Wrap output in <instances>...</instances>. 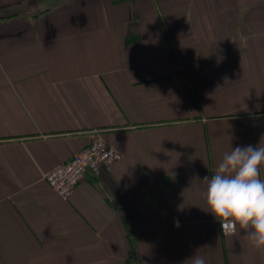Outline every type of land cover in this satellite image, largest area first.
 Listing matches in <instances>:
<instances>
[{
    "label": "crops",
    "instance_id": "obj_1",
    "mask_svg": "<svg viewBox=\"0 0 264 264\" xmlns=\"http://www.w3.org/2000/svg\"><path fill=\"white\" fill-rule=\"evenodd\" d=\"M96 137L120 157L61 198ZM262 137L264 0H0V264H264L202 197Z\"/></svg>",
    "mask_w": 264,
    "mask_h": 264
},
{
    "label": "clouds",
    "instance_id": "obj_2",
    "mask_svg": "<svg viewBox=\"0 0 264 264\" xmlns=\"http://www.w3.org/2000/svg\"><path fill=\"white\" fill-rule=\"evenodd\" d=\"M264 137L256 145L237 146L225 152L210 177L202 197L226 237L240 236L251 250L264 254ZM242 234V235H241ZM190 264H206L193 255Z\"/></svg>",
    "mask_w": 264,
    "mask_h": 264
},
{
    "label": "built area",
    "instance_id": "obj_3",
    "mask_svg": "<svg viewBox=\"0 0 264 264\" xmlns=\"http://www.w3.org/2000/svg\"><path fill=\"white\" fill-rule=\"evenodd\" d=\"M120 157V152L105 140L96 137L80 148L67 161L45 173L48 186L66 199L86 170L96 172L100 166H110ZM220 231L223 235L220 225Z\"/></svg>",
    "mask_w": 264,
    "mask_h": 264
}]
</instances>
